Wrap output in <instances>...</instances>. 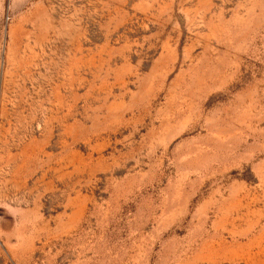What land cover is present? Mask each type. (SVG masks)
Here are the masks:
<instances>
[{"label":"rangeland","instance_id":"rangeland-1","mask_svg":"<svg viewBox=\"0 0 264 264\" xmlns=\"http://www.w3.org/2000/svg\"><path fill=\"white\" fill-rule=\"evenodd\" d=\"M0 264H264V0H0Z\"/></svg>","mask_w":264,"mask_h":264}]
</instances>
